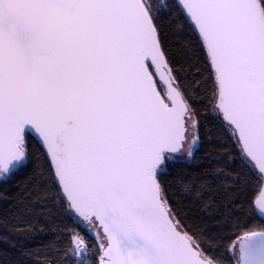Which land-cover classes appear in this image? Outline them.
Segmentation results:
<instances>
[{
    "label": "snow or ice",
    "instance_id": "obj_1",
    "mask_svg": "<svg viewBox=\"0 0 264 264\" xmlns=\"http://www.w3.org/2000/svg\"><path fill=\"white\" fill-rule=\"evenodd\" d=\"M170 3L0 0V179L27 161L34 130L62 206L103 232L95 254L74 232L56 264H214L158 182L193 116L178 85L165 99L153 78V66L169 67L159 21L172 11L192 37L181 53L203 57L241 165L252 167L246 154L264 172V0ZM238 251L236 264H264V231Z\"/></svg>",
    "mask_w": 264,
    "mask_h": 264
},
{
    "label": "trees",
    "instance_id": "obj_2",
    "mask_svg": "<svg viewBox=\"0 0 264 264\" xmlns=\"http://www.w3.org/2000/svg\"><path fill=\"white\" fill-rule=\"evenodd\" d=\"M153 9L171 7L170 0H151ZM172 83L183 90L196 124L197 145L190 160H173L161 170L159 183L184 227L194 233L214 264H236L233 248L240 236L229 211L240 220L246 234L264 231V219L253 207L261 187V175L241 165L242 149L221 115L213 111L212 84L203 57L185 56L181 45L191 39L177 11L159 21ZM171 69V72L169 71ZM158 90H161L160 83ZM27 161L15 174L0 179V264H56L79 233L89 251L99 250L100 239L62 206L53 184L50 161L31 135L25 137ZM191 189L192 195H188ZM42 197V199H41ZM86 226V227H85Z\"/></svg>",
    "mask_w": 264,
    "mask_h": 264
},
{
    "label": "water",
    "instance_id": "obj_3",
    "mask_svg": "<svg viewBox=\"0 0 264 264\" xmlns=\"http://www.w3.org/2000/svg\"><path fill=\"white\" fill-rule=\"evenodd\" d=\"M149 63H150V61H149ZM167 69L168 68L165 67V68H162L159 72H157L155 66L152 67V72L154 73V77H153L154 78V81L156 79L160 83V85L164 88L165 99H167L166 93H167L168 86H169L168 82L169 81H172L171 78H170V76H169V74L167 73ZM172 86L175 87L173 85V83H172ZM221 118H222V114H221ZM222 120H223V118H222ZM224 122L227 123L226 121H224ZM29 134H31L39 142L40 145H42V147L44 148L45 153L47 155L46 147L43 145V143L39 139V137L34 133V130H33L32 133H29ZM237 139H238V137H237ZM240 147L242 149V145ZM169 154L177 155V154H179V152L178 153H169ZM244 155L246 157V154H244ZM48 159L50 161V157H48ZM247 159L252 163V165L254 166L255 170L261 175L262 183H261L260 191H259L257 197L255 198L254 202H253V207H254V210H255L256 214L260 218H263L264 219V213H260V210H259V208L257 206L260 201L264 200V172H261L260 171L259 167L255 164L254 161H251L250 158H247ZM100 232L103 235L102 229H101ZM253 232H260V231L248 232V233L240 236L238 238V240L236 241L235 246H236V251H237V260L240 259V255H239V251L238 250H239V247H240L241 242L245 239L246 236L251 235V233H253Z\"/></svg>",
    "mask_w": 264,
    "mask_h": 264
},
{
    "label": "rangeland",
    "instance_id": "obj_4",
    "mask_svg": "<svg viewBox=\"0 0 264 264\" xmlns=\"http://www.w3.org/2000/svg\"><path fill=\"white\" fill-rule=\"evenodd\" d=\"M160 89L164 93V88L162 86L160 87ZM186 119H187V117H186ZM186 127H188L187 128V132H186V141L181 146L180 151H179V154L173 155V154L166 153L167 155L173 156L174 157V160H183V161L190 160L192 154L189 155V151H191V153H193V150L195 149V147L197 145V140H196V124H195V121H194L193 117H192V123L190 125H187ZM4 178H6V176ZM229 214H230V216L233 219L234 231H235L236 235L237 236H240L241 234L244 235L245 233L241 229V224H240L239 217L235 213H233L232 211H229ZM87 226L90 229L92 228V226L89 225V224H87ZM92 231L96 234V232H95L94 229ZM100 236H103L101 234V232H100V234L98 236L99 239H100ZM99 247H100V245H99ZM233 255H234V257L237 258L236 246L233 248Z\"/></svg>",
    "mask_w": 264,
    "mask_h": 264
}]
</instances>
